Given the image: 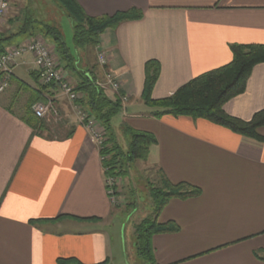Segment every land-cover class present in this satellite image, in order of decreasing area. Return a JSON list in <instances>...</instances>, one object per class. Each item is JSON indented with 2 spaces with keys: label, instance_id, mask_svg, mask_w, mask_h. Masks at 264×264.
<instances>
[{
  "label": "crops",
  "instance_id": "1",
  "mask_svg": "<svg viewBox=\"0 0 264 264\" xmlns=\"http://www.w3.org/2000/svg\"><path fill=\"white\" fill-rule=\"evenodd\" d=\"M77 1L92 17L142 11L106 29L93 60L83 61L96 77L113 72L127 96L112 120L118 142L125 125L156 136L148 158L135 163L202 189L162 209L158 222L175 221L180 229L154 234L156 264H264V141L202 118L156 117L141 99L149 60L160 63L152 97L162 99L228 64L231 46L264 43V0ZM98 50L107 55L105 67L96 61ZM246 83L223 108L242 120L264 109V62ZM41 95L60 110L61 124L47 117L34 129L24 121L30 100ZM71 106L61 88L40 84L31 54L17 61L0 92V264H59L70 257L121 264L118 245L127 232L123 225L119 232L99 148ZM258 132L264 136V126Z\"/></svg>",
  "mask_w": 264,
  "mask_h": 264
},
{
  "label": "trees",
  "instance_id": "2",
  "mask_svg": "<svg viewBox=\"0 0 264 264\" xmlns=\"http://www.w3.org/2000/svg\"><path fill=\"white\" fill-rule=\"evenodd\" d=\"M55 1L71 19L74 52L67 45L64 32L58 23L37 20L28 13L18 26L14 25L12 28L0 31V54L5 53L12 43L33 36L37 32L54 43L60 65L70 71L74 78H78L74 90L78 93L82 92L83 97L76 102L88 112L87 114L96 118L106 130L107 140L99 150L101 155L107 157L101 162L107 168L104 175L122 179L129 175L131 164L135 160L140 161L148 158L150 149L157 143V138L151 132L125 125L123 131L128 135L129 141L127 149L123 150L116 138L112 124V120L122 111L123 102L117 95L112 99L109 96V91L99 89L94 66L86 65L82 55L88 48L91 47L94 50L98 46V38L106 29L114 28L124 21L139 19L143 13L133 8L112 16L92 17L84 12L77 0ZM231 47L233 57L228 64L194 77L186 84L181 85L173 94L162 99H153L152 97L153 86L161 71L160 63L157 60H149L145 65L146 79L141 99L152 108V114L156 117L172 115L202 118L225 126L236 133L264 141V136L258 132L264 126V109L256 112L249 120L236 118L223 109L230 99L245 91L246 82H248L255 65L264 62V43L235 44ZM38 76L40 77L39 73ZM43 87L45 89L60 88L55 82L45 84ZM41 98L42 95L32 101L27 115L23 117L24 121L34 129H40V125L43 123L33 110L31 111L33 103ZM45 101H49V99ZM159 173V184L152 183L150 188L153 212L134 226L136 253L140 260L147 264H156L155 251L152 247L154 234L175 233L180 229L175 221L158 222L162 209L173 198L197 197L202 192L199 186L188 182L177 184L172 182L162 170ZM58 263L85 264L75 257L59 258ZM98 264H107V262Z\"/></svg>",
  "mask_w": 264,
  "mask_h": 264
},
{
  "label": "rangeland",
  "instance_id": "3",
  "mask_svg": "<svg viewBox=\"0 0 264 264\" xmlns=\"http://www.w3.org/2000/svg\"><path fill=\"white\" fill-rule=\"evenodd\" d=\"M32 14L34 18L37 20H42L48 23H58L64 32V37L67 45L74 52V44H73V29L72 22L68 14L62 9L59 4L55 0H10V8L7 10L6 16L0 23V31H4L6 29L18 26L22 23L23 18L26 14ZM10 21V22H9ZM12 25L9 26L10 23ZM18 39V38H17ZM16 39V40H17ZM41 40L44 42L51 50L53 56H56L58 62L60 64L59 55L57 53L56 47L54 43L50 39H46L43 34L37 32L33 36H29L26 40ZM15 40V41H16ZM25 41V40H24ZM16 42L12 43L10 47L18 45ZM9 47V48H10ZM90 47L82 57L88 58L90 61L93 60L94 52ZM81 57V56H80ZM55 58V57H54ZM96 61L98 62V53L96 54ZM60 69L62 71L63 76L71 81L76 86L78 82V78H74V75L63 68L60 65ZM97 80H103L101 77H97ZM38 80L41 85H45L42 83L40 77L38 76ZM112 99L114 96L109 95ZM83 97V93L79 92V98ZM22 96H19L18 100H21ZM35 98H33L34 100ZM33 100H30V104ZM37 102H45L44 99H38L33 104ZM55 109L57 107L55 106ZM71 112L75 115V111L73 109V105L71 106ZM33 109H31L32 111ZM58 114L55 112H51L47 117H51L52 123L56 126L61 124L64 121L60 110L57 109ZM77 115V114H76ZM75 115V116H76ZM37 116V115H36ZM38 117V116H37ZM46 117V118H47ZM46 118H40L43 122ZM119 144L124 149H127L129 137L123 131L119 133ZM136 162V161H135ZM132 163L129 175L122 177L118 185L120 187V199L119 202L114 207L118 208L120 211L119 218L117 220V224L119 226V232L122 234V225L123 230L126 231V240H119L118 245V254L119 260L121 264H147L144 263L138 257L136 253L135 246V233L134 226L139 222L142 218L151 215L153 212V204L152 199L150 198V188L151 184L154 185L159 184L160 174L156 173L157 171H153L149 168L142 167V163ZM121 230V231H120Z\"/></svg>",
  "mask_w": 264,
  "mask_h": 264
},
{
  "label": "built area",
  "instance_id": "4",
  "mask_svg": "<svg viewBox=\"0 0 264 264\" xmlns=\"http://www.w3.org/2000/svg\"><path fill=\"white\" fill-rule=\"evenodd\" d=\"M9 8L10 0H0V23L6 16ZM97 52L98 64L105 67L107 65L106 63H108L106 53L100 50ZM25 54H31L33 56L34 64L42 83L49 84L55 82L60 86L63 94L66 95L69 102L73 105L79 123L88 130L90 139L97 144L100 150L107 140L104 126H101V123L96 118L87 114L88 112L76 102L79 99V93L74 90L75 87L73 83L63 76L58 59H56V56H53L52 50L41 40H25L18 45L10 47L5 53L0 54V92H4L8 88L10 79L14 75L17 61ZM103 76V80H97L99 89L113 91L118 97H120L122 102H126L127 96L121 92V85L118 77L109 70H106ZM32 109L39 118H46L51 112L58 114V111L55 109L51 100L37 102L33 104ZM100 157L102 162L107 158L105 155L103 156L101 154ZM106 169L107 168L104 167V170ZM119 182L120 179L115 176L107 175L105 177V187L110 196L109 199H111L112 203L115 205L120 200L118 199L120 198Z\"/></svg>",
  "mask_w": 264,
  "mask_h": 264
}]
</instances>
